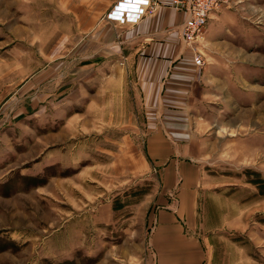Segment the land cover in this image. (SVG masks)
I'll return each mask as SVG.
<instances>
[{
  "label": "rangeland",
  "instance_id": "374dc122",
  "mask_svg": "<svg viewBox=\"0 0 264 264\" xmlns=\"http://www.w3.org/2000/svg\"><path fill=\"white\" fill-rule=\"evenodd\" d=\"M102 11L0 0V264H147L160 164L114 36L132 23ZM210 16L185 114L198 222L208 264H264V0Z\"/></svg>",
  "mask_w": 264,
  "mask_h": 264
},
{
  "label": "crops",
  "instance_id": "0c3cea01",
  "mask_svg": "<svg viewBox=\"0 0 264 264\" xmlns=\"http://www.w3.org/2000/svg\"><path fill=\"white\" fill-rule=\"evenodd\" d=\"M101 1L105 17L123 0ZM130 1L134 0L118 5L128 11ZM163 2L139 22L127 24L129 31L114 34L130 45L124 56L131 58L127 64L140 107L137 118L143 121L145 151L160 164L158 195L164 203L153 212L147 264H208L210 242L198 222L200 166L184 156L192 141L185 114L200 68L179 35L185 14ZM117 85L123 89L126 84L122 80Z\"/></svg>",
  "mask_w": 264,
  "mask_h": 264
},
{
  "label": "built area",
  "instance_id": "2783aa9c",
  "mask_svg": "<svg viewBox=\"0 0 264 264\" xmlns=\"http://www.w3.org/2000/svg\"><path fill=\"white\" fill-rule=\"evenodd\" d=\"M127 1V0H125ZM168 5L185 14L183 22L179 26V35L186 47L192 51L195 64L201 65L204 60L198 49L199 41L204 38V28L210 14L219 8L224 0H167ZM131 9L124 11V6L115 5L107 18L119 23H137L146 14L153 12L162 5L163 0H134ZM118 4L122 3L119 1Z\"/></svg>",
  "mask_w": 264,
  "mask_h": 264
},
{
  "label": "bare ground",
  "instance_id": "6f19581e",
  "mask_svg": "<svg viewBox=\"0 0 264 264\" xmlns=\"http://www.w3.org/2000/svg\"><path fill=\"white\" fill-rule=\"evenodd\" d=\"M122 4H125V3H128L129 2V0H127V1H125V0H123V1H120ZM125 11V10H124Z\"/></svg>",
  "mask_w": 264,
  "mask_h": 264
}]
</instances>
